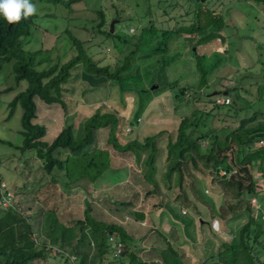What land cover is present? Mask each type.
I'll return each instance as SVG.
<instances>
[{"label": "rangeland", "instance_id": "rangeland-1", "mask_svg": "<svg viewBox=\"0 0 264 264\" xmlns=\"http://www.w3.org/2000/svg\"><path fill=\"white\" fill-rule=\"evenodd\" d=\"M185 1L186 4L179 7V10L178 8L172 10L179 12L178 17L174 19H170V15L167 14L171 12L170 9L166 13L168 3L160 0H80L73 4V11L59 4L44 2L39 8L43 10L41 14L53 13L54 17L45 16L37 19L36 23L39 24V28L35 32L36 36L34 38L32 36V41L27 46L30 50L45 46L48 52H45L43 56H46L52 63L58 58L66 61L76 54V48L66 32V28L71 27L74 31H78L77 36L91 47L100 45L96 46V51H99L95 55L96 59L105 57V64L115 65L117 58L121 61L136 48L135 40H131L125 46L120 44L121 41H118L117 36L112 37L111 40H103V34L101 36L99 32L96 33L94 31L96 27L90 23L92 17L98 16V10L103 9L106 13V30L114 19H118L116 17L120 13L122 19L115 24L117 34L130 36L131 28L134 34L138 33L140 27L152 18L156 19L157 26L168 30L171 40L169 45H166L167 48L163 46L164 51L153 53V48L148 45L146 48L139 46V50L135 52L138 59L134 54L132 64L134 66L131 69L135 77L130 80L131 85L128 87L137 86L139 90L132 95L129 96L127 91L121 90L119 83L110 82L107 85L92 88L88 82L82 80V83H77L76 97L77 99L82 97L84 100H79L75 114L67 115L60 105H47L37 100L38 115L40 121L48 127L49 132L46 139L49 141H52L65 125L75 123L76 119L90 115L98 107H102L104 111L117 110L119 116L125 117L128 131L131 128L134 136L139 135L137 130L141 128H143L142 138L145 135L166 131V134L160 138L159 155L156 161L157 172L154 175L159 188L155 194L149 193L146 196V192L154 185L153 182V185L148 183L142 176L146 168L147 154L142 152L135 160L132 152L120 155L114 149L113 159L115 163L119 162L115 167L122 166L116 174L109 170L108 174L95 184L84 182V188H75L73 192L62 188L60 184L53 182L51 184L52 179L43 170L42 162L36 158V154L21 149L24 139L20 133L22 109L19 108L15 115L8 118L9 102L22 86L16 87L15 85V78L12 75L13 65L10 63L3 65L0 72V181L7 182V188L16 194L14 198L11 197L12 201L23 203V210L27 216L31 217V223L37 230L39 240L47 241L52 245L50 249L54 250H51L48 259L42 261V264H69L60 254L70 253L74 245L84 252L87 263L92 262V259L97 256L96 235L88 226L79 233L80 226L76 224L77 220L85 217L87 202L91 203V212L98 219L125 226L137 241V250L141 258L149 264H166L163 260L161 261L158 253L148 252L154 248L166 247L167 243L160 232L164 233L170 244L180 251V264H213L215 260L212 256L216 258L220 256L218 252L225 239L231 241L233 238L232 242H237L240 227L247 221L248 215L243 213V216L237 219L229 218L227 214V219L218 212L221 210V205L224 204L226 208L224 198L227 199V195L217 194L211 189L210 171H213V174L216 171L213 164L208 165L205 159L200 158L198 160L200 171H195L193 175H190L185 169L181 186L187 190L188 196L196 203L199 211L193 205L188 207L182 200L180 201L183 204L181 208L178 202L180 198L176 195L179 189L181 190L180 171L171 169L172 161L176 162L175 160L178 159L168 155L167 144L170 136L177 135L178 126L183 120V117L179 119L178 116L188 114V111L191 114L192 111L194 112L190 121L198 120L199 123V130L195 132V136H202L201 132L208 134L210 131H215L220 139L225 137V131L235 130L244 120L251 119L255 111H264V98L261 97L262 99L259 100L258 90L260 88L255 84L249 88V91L243 89L245 91H242V96L244 95L242 101L232 96L237 95L240 78L246 74L251 77L242 78L244 81L242 80L241 85L264 80V17L258 19L252 17L262 14L264 10L262 8L253 13V3L250 0L246 3L244 1L239 3V0H206L208 6L218 9L225 16L228 24L224 27V32L230 34L232 38L226 39V36L223 39L219 29L215 28L214 31L217 33L215 38L202 44L198 42V39L203 36V33L188 35L186 31L174 30L181 24L188 23L192 17L187 14V11H193L195 3L191 0ZM150 2L153 5V16L148 13L143 22L144 17L142 16L144 13L147 14L151 6ZM237 18L239 23L236 27ZM155 37L151 36L149 41L153 39L152 41L155 42ZM106 46L109 50L105 52ZM122 46L123 50L120 52ZM196 49L197 53L194 51ZM196 54L199 56L203 54V59L198 58ZM220 58L221 65H215L210 71L209 67L215 59ZM199 62H202V65L210 71L207 76L209 84L203 87ZM47 64L48 62H45L41 68L48 66ZM155 85L159 86L155 89L156 91L151 89ZM224 85L233 88L228 95H225L231 101L228 105L219 106L214 101L227 91ZM10 86H14L15 89L4 92ZM183 86H188L191 93H194V89H201L204 92L199 98L194 97V101L189 100L190 103H181L178 107L174 103L175 92L177 93ZM144 89L147 90L142 91ZM218 91L221 93L213 95ZM149 102L151 104L147 108L148 111L142 115L143 119L138 123L137 117L142 106ZM259 120L264 122V117L257 116L253 123ZM102 134L99 135L101 146L105 145L106 137L105 135L102 137ZM120 138L122 139L121 135ZM125 140L123 142H126ZM210 141L211 138H206L200 140V144L205 149L210 146ZM255 173L261 172L256 169ZM194 178L199 179L197 191L204 192V196L194 191ZM207 198L210 202L205 201ZM114 199L118 202L130 200L131 205L123 206L122 203L113 202ZM251 203L255 205L253 207L264 211V201L261 195L253 196ZM40 205L45 207L43 214L38 213ZM184 209L187 210L186 214L183 213ZM141 211L144 217H138L136 214ZM202 218L207 223H203ZM216 219H219L221 223L218 228H222L218 232L212 227ZM262 222L264 223V217ZM124 247L126 248L125 245L123 249ZM71 254L75 255H70V258L71 256L76 257L77 260L76 253L71 252ZM114 254L116 255L115 250ZM115 255L113 257L106 255L104 264L116 258ZM221 255H226L228 259L231 257V251ZM126 262L125 264H128V261ZM219 264L224 263L219 261Z\"/></svg>", "mask_w": 264, "mask_h": 264}, {"label": "trees", "instance_id": "trees-1", "mask_svg": "<svg viewBox=\"0 0 264 264\" xmlns=\"http://www.w3.org/2000/svg\"><path fill=\"white\" fill-rule=\"evenodd\" d=\"M79 1L30 0L36 7V13L27 18H22L21 21L13 24H9L0 15V72L4 64L10 63L13 65L12 75L15 78L16 87L22 86L21 90L16 92L13 99L9 102L10 112L8 118L10 119L15 115L19 108L22 109L20 133L24 139L21 149L36 154V158L42 162L43 170L50 175L52 179L51 184L52 182L60 184L62 188L73 192L75 188H84V182L95 184L106 176L109 170L111 172L114 171V174H116L121 170L122 166L115 167L119 162L115 163L113 159L114 149L120 155L132 152L135 160L138 159L142 152L147 154L145 161L146 168L142 176L148 183L152 184L153 182L154 185L152 184L153 188L146 192V196L149 193L155 194L157 188H159L154 175L157 172L156 161L159 155L160 138L166 134V131L145 135L142 138L143 128H141L137 130L139 135L134 136V131H127L128 123L125 122L124 116H119L117 110L104 111L102 107H98L90 115L76 119L75 123L65 125L52 141L46 139L49 131L45 123L40 121L38 99L47 105H60L67 115L75 114L77 104L80 102L79 100H84L82 97L78 99L76 97L78 94L76 93L78 82L82 83V80L88 82L92 88H98L100 85H107L110 82L119 83L121 90L127 91V95L130 96L136 90H139L136 88L137 86H134V88L128 87L131 85L130 80L135 77L131 69L134 66L132 65L133 56L139 50V46L140 48H146L150 45L154 53L164 51L163 46L169 45L171 40L168 30H164L159 25L157 26L156 19L154 20L153 18L144 24V26L142 25L138 33L134 34L131 28L130 36L117 34L116 25L114 32H111V25L106 30V13L103 9H100L97 13L98 16L96 18L92 17V21L89 22L93 24V27H96V30L94 29L96 33L99 32L101 36L103 34V40H111L112 37L117 36L118 41H121L120 44H123V46L129 44L131 40H135L136 48L129 52L121 61H118L119 58H117L118 60L115 65L110 63L105 64V57L96 59L95 55L99 53V51H96V46L100 45H92L91 47V45L78 37L76 34L78 31H74L71 27H67L66 32L73 46L76 48V54L71 56L70 59L61 61L58 58L52 63L48 61L46 56H43L45 52H48L45 46L37 50L27 49L28 44L32 41V36L33 38L36 36L35 32L39 28V24L36 23L37 19L39 17L53 16V13L48 12L46 15L41 14L43 10L39 8L44 2L59 4L73 11V4ZM160 1L168 3V8L165 10L166 13L168 9L171 10L170 13H167L170 15V19L178 17L179 14V12H173V9L178 8L179 10V7L186 4L185 0L184 2L182 0ZM191 1L195 3L194 10L187 11V14L192 15L191 19L188 23L178 26L174 29L175 31H186L188 35L203 33V36L198 39V42H202V44L208 43L215 38L217 35L214 31L215 28L219 29L223 39L226 36V39L232 38L230 34L224 32V27L228 23H226L225 16L218 9L208 6L206 0ZM239 1V3H242L241 1L246 3L249 0ZM250 2L253 3V13L255 10L262 8L264 10V0H250ZM138 4L140 5L139 2ZM150 4L151 6L147 14L144 13L142 16L144 17L143 22L148 13L152 15L153 5L151 2ZM231 14L235 13L231 12ZM242 15L245 16V14ZM252 17L254 19L264 17V12ZM116 18L119 21L122 19L120 13ZM237 23H239V19L238 22L236 21V27ZM151 36H156L154 38L156 39V44L152 41L153 39L149 41ZM123 46L119 50L120 52L123 50ZM108 50L109 48L106 46L105 52ZM135 55L137 58V54ZM196 56L203 59V54L202 56L196 54ZM45 62H48V66L41 68ZM220 63H222L221 58L215 59V62L209 67L211 68L210 71L215 65H221ZM198 66L202 74L201 85L202 87L207 86L209 84L207 76L210 71L206 69L205 65H202V62H199ZM245 76L251 77V75L247 74ZM245 76L242 78L245 79ZM242 78L240 79L241 82L242 80L244 81ZM241 82H239L240 86H237V95H232L235 99L242 101L244 99L242 91H249V88L253 84L260 88L258 90L259 100L264 98V80L252 82L248 85H241ZM14 89V86H10L4 92H10ZM226 89L228 94L233 90V88L229 87H226ZM154 91L156 90L154 89ZM203 92L201 89H194V93H191L188 86H183L177 93L175 92L174 103L178 107L181 103H190L189 100L194 101V97L196 99L199 98ZM218 93L221 92L218 91ZM151 102L142 106L140 114L137 117L138 123H140L139 117L143 115ZM214 103L217 104V101L215 100ZM217 105L220 106V104ZM187 113L181 115V119L183 117V120L178 126L177 135L175 137L170 136L167 144L168 155L174 157V159H178L175 160L176 162L173 160V164L171 165L172 170L176 169L180 171L181 190L179 189V192L176 194L180 198L178 202L180 203L182 200L188 207L189 205H193L198 209L196 203L188 196L187 190L181 186L183 173L185 169L190 175H193L195 171H200L201 169L198 165L200 158L205 159L208 165L213 164V168L215 167L216 171H214L215 174H213V171H210L212 177L211 189L217 194L227 195V199L224 198V202L226 200V208L223 204L221 205V210L218 212L222 217L228 216L229 218L237 219L243 216V213L248 215L247 221L242 223L240 227L237 242H232L233 238L231 241L223 239L222 247L218 252L220 256L218 258L212 256L215 260L213 264H219V261L224 264H264L263 211L262 209L254 208L251 203V199L255 195H261L264 201V146H257L259 140H264V122L259 120L253 123L257 116L264 117V111H255L251 119L244 120L235 130L225 131L223 139H220V136L215 131H210L208 134L207 132H201L202 136H195V132L199 130L198 120L191 122L190 120L193 118L194 112L192 111L191 114L188 111ZM101 133H103L102 137L106 136L105 145L102 146L99 142V135ZM131 134L133 135L131 136ZM214 134H216L215 137ZM120 135L123 140L126 139V142H123ZM126 136L129 137L127 138ZM206 138H211V141L210 146L205 148V150L201 146L200 140ZM256 169L261 173H255ZM222 170L225 171V175L221 174ZM198 183H200L199 179L194 178V191L196 194L204 196V192L199 193L197 191ZM10 191L12 190L10 189ZM207 192L209 191L207 190ZM1 197L2 185L0 181V201ZM205 201L210 202V199L207 198ZM113 202L122 203L121 205L123 206L131 205L130 200L118 202L114 199ZM90 204V202H87L85 217L77 220L76 224L80 226L79 233L83 232L88 226L96 235L98 242L97 256L92 259V262L87 263L85 260L86 255L76 245L72 246L70 253H61L60 256L69 264H104L106 255H112V257L115 255H113V246L109 242L110 237L114 235L124 242L126 248L124 247L122 253L115 255L116 258L108 264H125L127 263L126 261H128V264H149L141 258L139 250H137V241L134 240L126 227L119 223L98 219L92 214ZM159 204L161 206V203ZM182 205L180 203L181 208L183 207ZM23 206L21 201L16 202L14 200H11L8 206L0 203V264H42V261L48 259V254L51 250H54L50 249V246H52L50 243L39 240L37 230L31 223V217L26 215ZM51 209L55 210L54 208ZM44 210L45 207L40 205L38 213L43 214ZM136 214L138 217L145 216L142 211ZM201 221L207 223L204 219ZM160 234L167 243L166 247L162 249L154 248L148 252L158 253L161 261L163 260L166 264L173 262L180 264V251L170 244L164 233L160 232ZM61 235L63 237V233ZM229 251H231L230 258L226 259V255H221L227 254ZM60 252L64 251L60 250ZM71 252L79 255V257L77 255L75 262L71 261L70 255H75L71 254Z\"/></svg>", "mask_w": 264, "mask_h": 264}, {"label": "clouds", "instance_id": "clouds-1", "mask_svg": "<svg viewBox=\"0 0 264 264\" xmlns=\"http://www.w3.org/2000/svg\"><path fill=\"white\" fill-rule=\"evenodd\" d=\"M35 13L36 7L30 2V0H0V15H2L8 21L9 24L19 22L22 18H27L29 16L34 15ZM225 95L226 94H222V96ZM225 97L227 98L228 96ZM142 119L143 117L139 118V121ZM219 224L221 225L219 219H216L212 224L213 229L217 232L218 230H222L221 227L220 229L218 228Z\"/></svg>", "mask_w": 264, "mask_h": 264}, {"label": "built area", "instance_id": "built-area-1", "mask_svg": "<svg viewBox=\"0 0 264 264\" xmlns=\"http://www.w3.org/2000/svg\"><path fill=\"white\" fill-rule=\"evenodd\" d=\"M189 95V94H188ZM225 96H220V97H218L217 98V104H220V105H224V104H228L229 102H230V99L229 98H224ZM226 101H228V103L226 102ZM127 131H128V128H127ZM130 131H132V129L130 128ZM130 131H128V132H130ZM257 146H259V147H262V146H264V140H259L258 142H257ZM221 174L222 175H225L226 173H225V171H221ZM1 185H2V197H1V201H0V203H2L4 206H8L9 204H10V202H11V197L13 196V198L15 197V194H14V192L13 191H10L7 187V183L5 182V181H3V182H1ZM8 203V204H7ZM252 206H255L254 204H252ZM255 208V207H254ZM261 208H262V206H261ZM257 209V208H256ZM183 213L184 214H186L187 213V210H183ZM263 213H264V211H263ZM263 217H264V215H263ZM109 242L112 244V246H113V249L115 250V252H116V255H119V254H121L122 253V251H123V246H124V242L122 241V240H120V238H118L117 236H111L110 237V239H109ZM77 256V255H76ZM71 258H72V261L74 262L76 259V257L75 258H73L72 256H71Z\"/></svg>", "mask_w": 264, "mask_h": 264}, {"label": "water", "instance_id": "water-1", "mask_svg": "<svg viewBox=\"0 0 264 264\" xmlns=\"http://www.w3.org/2000/svg\"><path fill=\"white\" fill-rule=\"evenodd\" d=\"M119 20L118 19H114L112 22H111V32H114V27H115V24L118 22ZM159 86L158 85H155L153 86L151 89L154 90L156 88H158ZM218 92H214L213 95H217ZM224 94H228V91H225Z\"/></svg>", "mask_w": 264, "mask_h": 264}, {"label": "crops", "instance_id": "crops-1", "mask_svg": "<svg viewBox=\"0 0 264 264\" xmlns=\"http://www.w3.org/2000/svg\"><path fill=\"white\" fill-rule=\"evenodd\" d=\"M262 60H263V59H262ZM231 78H232V77H231ZM240 79H241V78H240ZM154 101H155V100H154ZM154 103L156 104V102H154ZM148 107H149V106H148ZM147 111H148V109L145 110V112L143 113V115L146 114ZM153 116H155V114H154ZM141 117H142V115H141ZM178 118L181 119V117H179V116H178ZM158 119H159V118H157V120H158Z\"/></svg>", "mask_w": 264, "mask_h": 264}]
</instances>
